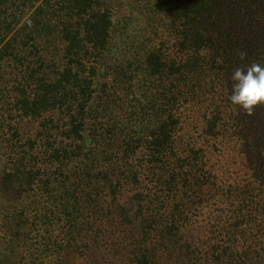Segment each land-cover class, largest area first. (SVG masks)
Returning a JSON list of instances; mask_svg holds the SVG:
<instances>
[{
	"label": "rangeland",
	"instance_id": "374dc122",
	"mask_svg": "<svg viewBox=\"0 0 264 264\" xmlns=\"http://www.w3.org/2000/svg\"><path fill=\"white\" fill-rule=\"evenodd\" d=\"M14 1L15 5L7 15L16 31L27 20L37 24L44 22L50 27L49 34L40 37L47 48V51L41 49L40 52L46 54L47 60L28 53L27 72L35 70L36 76L45 71L56 73V65L63 66L66 61L61 37L63 24L69 16L67 10H63L62 0H36L31 8L23 6L22 0ZM153 1L99 0L101 9L110 12L113 19L110 47H119L116 56L109 52L104 57V76H99V86H107L106 96L113 101L119 100V108L112 115L115 120L125 121L129 98L134 95L129 98L124 95L123 87L128 83L123 72L130 77L140 70L142 76L144 57L153 50L162 51L169 61L180 62L189 56L187 50L184 53L177 50L182 45H179V37L175 38L172 14L168 16L165 12L154 11ZM177 1L182 4L185 0ZM222 3L225 5L217 8V14L220 16L223 12L224 29L220 25V31L214 27L207 34L211 39L201 51L199 59L202 63L192 73L199 77L192 76L189 82L197 95L190 96L186 102L181 95L177 107L180 122L174 131L180 160H185L192 148L202 150L200 161L195 165L201 168L202 175L192 187L194 199L202 198V202L197 209L190 211L191 219L182 228L171 259L156 232L152 231L148 236L142 248L149 250V258L156 253L155 261L159 264H192L193 260L194 264H213L208 252L210 244L220 239V232L224 236L228 231L236 239L237 250L247 251L249 259L246 264H264V104L248 114L229 100L232 71L236 67L258 63L255 54L264 50V0H222ZM42 4L45 10L41 16L37 9ZM221 30L229 33L228 43H221L228 49L224 58L217 53ZM187 34L189 38L195 36L193 30ZM211 41L215 46L210 44ZM230 42L235 45L231 53ZM240 53L245 54L243 58ZM26 55L20 54L21 58ZM215 59L224 64V69H217L220 66ZM18 75L19 69L12 63L1 69L0 264H136V258L141 254L138 235L131 237L129 229L119 225L117 219L113 221L104 209L87 203L81 192L74 193L75 182L82 179L78 173H82L83 156L71 160L51 157L41 129L42 119L33 112H26L19 101ZM138 79L135 93L140 94V90L149 93L142 78ZM28 81L36 83L30 77ZM101 93L98 90L96 97ZM16 102L18 105L14 106ZM53 114L58 116L55 111ZM215 118L217 125L212 133H207L208 123ZM145 124H141L144 129ZM153 124L149 123V127ZM61 131L53 129L47 134L53 148L72 149L61 136ZM117 140V144L122 143V139ZM19 161L23 162L24 170L37 177L19 180L16 175L5 180L4 170L13 172L14 162ZM148 186L153 194L156 188L152 184ZM228 190L229 197L226 196ZM69 193H74L77 205L73 198H69ZM159 194L166 201L170 196V201L175 197L173 193ZM71 206L78 207V213ZM70 210L77 226L73 245L66 242L69 223L65 214L68 215ZM44 215H47L45 220ZM236 222H241L239 227L234 226ZM214 227L216 234L211 233ZM188 244L193 257L186 261L184 247Z\"/></svg>",
	"mask_w": 264,
	"mask_h": 264
},
{
	"label": "trees",
	"instance_id": "16d2710c",
	"mask_svg": "<svg viewBox=\"0 0 264 264\" xmlns=\"http://www.w3.org/2000/svg\"><path fill=\"white\" fill-rule=\"evenodd\" d=\"M14 2L0 0V74L2 67L9 63L19 69V101L26 112H33L42 119L41 129L47 139L51 157L71 160L83 156L80 164L82 173H78L82 179L75 182L73 191L81 192L87 203H94L104 209L113 221L117 219L119 225L129 229L131 237L138 235L141 254L136 258V264H159L155 261L156 253L149 258V250L142 248L152 231L160 237L162 247L171 259L181 238V230L191 219L190 211L197 209L202 202V198L194 199L192 191L202 175L201 168L195 166L200 161L202 150L192 148L185 160L177 157L178 148L174 138V131L180 122L177 107L181 95L185 102L190 96L193 98L197 95L189 82L192 76L199 77L192 73L202 63L199 59L201 51L211 39L207 34L214 27L220 31V25L224 29L223 12L220 11L219 16L217 8L225 4L222 0H185L182 4L177 0L153 1L154 11L165 12L168 16L172 14L175 38L178 36L181 40L179 45H182L177 50L182 53L187 50L189 56L180 62L175 59L169 61L162 51L153 50L144 57L145 72L142 76L140 70L130 77L123 72L128 83L123 87L124 95L129 98V95L134 94L128 99L130 106L123 121L112 117L113 112L119 108V100L113 101L106 96V85L99 86V76H104L105 71L102 60L109 52L116 56L119 49L110 47L113 29L110 12L101 9L99 0H62L63 10L65 8L69 16V20L63 24L61 37L66 61L63 66L56 65V73L45 71L36 76L35 70L27 72L28 53L38 56L40 60H47L46 54L40 52L41 49L47 51L45 41L41 42L40 37L47 36L50 27L44 22L37 24L27 20L17 32L15 24L9 21L7 15V11L15 5ZM35 2L22 0L21 3L31 8ZM37 10L42 16L44 4ZM223 10L229 13L226 8ZM214 18L215 21H212ZM189 30L195 33L194 38H189ZM221 31L217 38L220 41L217 53L224 58L228 49L221 46V43H228L229 33ZM212 43L215 46V42ZM234 46L230 42V53L234 51ZM25 53L27 55L21 58ZM254 59L264 65V50H259ZM216 61L220 66L217 69H224V64ZM28 77L36 83H29ZM139 77L149 93L145 90H140V94L135 93L136 79ZM98 90L102 93L96 97ZM17 105L16 102L14 106ZM53 111L57 112V117ZM216 120L208 123L207 133H212L218 123L214 122ZM144 122L145 129L141 126ZM149 123H154L153 127L150 128ZM58 128L62 129L61 136L72 149L64 148L63 151L53 148L47 134ZM117 139H122V143L117 144ZM22 166L23 162H14L11 169L14 171L5 169L4 179L10 180V177L16 175L19 180L37 177ZM149 184L156 188L153 194ZM159 192L173 193L175 197L170 201V196L166 201ZM74 193H69V198H73L77 205ZM226 196H230L229 190ZM71 207L76 208L78 213V207ZM65 216L69 223L66 242L73 245L77 226L71 210ZM43 218L47 219V215ZM241 222H236L234 226L239 227ZM211 233H217L215 227ZM219 235L220 239L210 244L208 250L213 264H246L248 253L246 250H237L236 239L232 238L230 232L224 236L220 232ZM184 249L186 261H189L193 257L191 245L188 244Z\"/></svg>",
	"mask_w": 264,
	"mask_h": 264
},
{
	"label": "clouds",
	"instance_id": "9594fccd",
	"mask_svg": "<svg viewBox=\"0 0 264 264\" xmlns=\"http://www.w3.org/2000/svg\"><path fill=\"white\" fill-rule=\"evenodd\" d=\"M245 54L240 53L241 58ZM229 100L233 105L252 114L255 107L264 104V65L250 63L236 67L231 75Z\"/></svg>",
	"mask_w": 264,
	"mask_h": 264
}]
</instances>
